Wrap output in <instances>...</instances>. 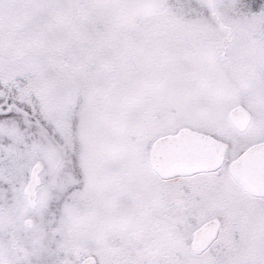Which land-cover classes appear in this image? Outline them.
Returning <instances> with one entry per match:
<instances>
[{"label":"snow or ice","instance_id":"snow-or-ice-1","mask_svg":"<svg viewBox=\"0 0 264 264\" xmlns=\"http://www.w3.org/2000/svg\"><path fill=\"white\" fill-rule=\"evenodd\" d=\"M0 264H264V0H0Z\"/></svg>","mask_w":264,"mask_h":264}]
</instances>
